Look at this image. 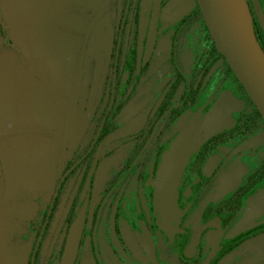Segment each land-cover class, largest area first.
Here are the masks:
<instances>
[{
	"label": "flooded vegetation",
	"instance_id": "1",
	"mask_svg": "<svg viewBox=\"0 0 264 264\" xmlns=\"http://www.w3.org/2000/svg\"><path fill=\"white\" fill-rule=\"evenodd\" d=\"M0 59V264H264V118L199 0H0Z\"/></svg>",
	"mask_w": 264,
	"mask_h": 264
},
{
	"label": "water",
	"instance_id": "2",
	"mask_svg": "<svg viewBox=\"0 0 264 264\" xmlns=\"http://www.w3.org/2000/svg\"><path fill=\"white\" fill-rule=\"evenodd\" d=\"M218 50L264 118V50L246 0H199ZM24 88L0 59V119L22 112Z\"/></svg>",
	"mask_w": 264,
	"mask_h": 264
}]
</instances>
